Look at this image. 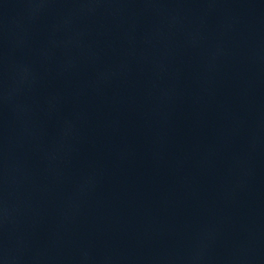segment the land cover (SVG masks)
<instances>
[{
    "label": "water",
    "instance_id": "1",
    "mask_svg": "<svg viewBox=\"0 0 264 264\" xmlns=\"http://www.w3.org/2000/svg\"><path fill=\"white\" fill-rule=\"evenodd\" d=\"M0 264H264V0H0Z\"/></svg>",
    "mask_w": 264,
    "mask_h": 264
}]
</instances>
